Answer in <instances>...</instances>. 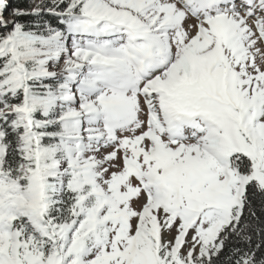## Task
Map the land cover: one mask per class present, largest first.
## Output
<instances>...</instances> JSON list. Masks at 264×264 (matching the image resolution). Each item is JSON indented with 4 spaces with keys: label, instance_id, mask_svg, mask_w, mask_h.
<instances>
[{
    "label": "snow or ice",
    "instance_id": "snow-or-ice-1",
    "mask_svg": "<svg viewBox=\"0 0 264 264\" xmlns=\"http://www.w3.org/2000/svg\"><path fill=\"white\" fill-rule=\"evenodd\" d=\"M0 264H264V0H0Z\"/></svg>",
    "mask_w": 264,
    "mask_h": 264
}]
</instances>
